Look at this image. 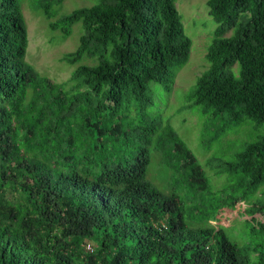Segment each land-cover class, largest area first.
I'll return each instance as SVG.
<instances>
[{"label": "trees", "instance_id": "16d2710c", "mask_svg": "<svg viewBox=\"0 0 264 264\" xmlns=\"http://www.w3.org/2000/svg\"><path fill=\"white\" fill-rule=\"evenodd\" d=\"M63 1L38 4L52 18ZM176 1L99 0L53 22L66 38L82 23L66 58L96 63L78 65L70 93L27 61L19 0H0V264H249L251 254L264 264V244L240 246L210 224L264 184V136L238 153L237 180L217 194L175 129L141 114L155 106L150 84L170 92L192 49ZM206 2L219 26L189 100L224 129L264 124V0ZM133 102L137 119L125 114ZM152 146L170 193L149 179ZM255 208L264 213L245 211Z\"/></svg>", "mask_w": 264, "mask_h": 264}, {"label": "rangeland", "instance_id": "374dc122", "mask_svg": "<svg viewBox=\"0 0 264 264\" xmlns=\"http://www.w3.org/2000/svg\"><path fill=\"white\" fill-rule=\"evenodd\" d=\"M39 2L41 0H19L28 30L27 61L40 74L49 77L57 84H65V90L73 93L74 84L71 78L78 65L96 63L86 58L78 64H71L66 58L68 54L75 53L80 45L81 36L84 34L82 23L76 24L72 34L67 38L63 36L61 30H53L51 24L74 10L90 7L99 0H65L60 4L54 2L51 10L52 18L46 16V11L39 6ZM176 6L185 33L193 41L192 49L186 62L180 68L179 66L174 68L177 70L174 71L170 92H167L164 85L155 82L150 84L149 94L155 106H149L141 114L144 116L146 126L155 124L159 126V131L165 126H172L175 129V135L184 142L204 169L211 185L209 191L218 194L229 185V181L237 180L238 175L229 170L230 165L237 161L238 153L243 151L247 144L264 136V124L260 125L246 119L240 126H227L224 129L220 127L221 122L212 117L210 111L205 113L201 106H195L194 102L189 100V94L196 86L198 78L210 66L207 53L219 24L210 15L206 0H177ZM232 34L233 32H229L227 36ZM232 69L237 75L239 74V64ZM137 113V105L134 102L129 104L125 114L137 119ZM150 155L152 162L149 179L161 191L172 192L173 177L169 166L163 162L155 146L151 147ZM175 194L184 198L185 192ZM184 200L186 208L195 205L193 199L184 198ZM248 203L264 204V184L251 196ZM248 203H238L234 209H222L217 219L210 224L225 228L229 238L240 246L253 247V244H264V233L259 231V223H264V213L257 212L258 209L255 208L253 215L248 214L245 211ZM199 207L203 208L201 205ZM189 224L199 226L195 223L189 222ZM255 263L257 264V257L251 254L249 264Z\"/></svg>", "mask_w": 264, "mask_h": 264}, {"label": "built area", "instance_id": "2783aa9c", "mask_svg": "<svg viewBox=\"0 0 264 264\" xmlns=\"http://www.w3.org/2000/svg\"><path fill=\"white\" fill-rule=\"evenodd\" d=\"M87 248H88V250H92V248H91V246H90V245H89Z\"/></svg>", "mask_w": 264, "mask_h": 264}]
</instances>
